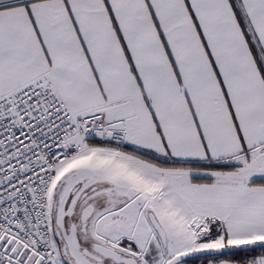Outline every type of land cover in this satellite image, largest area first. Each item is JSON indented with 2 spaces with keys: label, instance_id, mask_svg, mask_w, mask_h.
<instances>
[{
  "label": "snow or ice",
  "instance_id": "1",
  "mask_svg": "<svg viewBox=\"0 0 264 264\" xmlns=\"http://www.w3.org/2000/svg\"><path fill=\"white\" fill-rule=\"evenodd\" d=\"M0 264H264V0H0Z\"/></svg>",
  "mask_w": 264,
  "mask_h": 264
}]
</instances>
